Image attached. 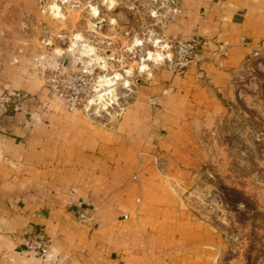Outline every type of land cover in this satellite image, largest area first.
<instances>
[{"label": "crops", "instance_id": "obj_1", "mask_svg": "<svg viewBox=\"0 0 264 264\" xmlns=\"http://www.w3.org/2000/svg\"><path fill=\"white\" fill-rule=\"evenodd\" d=\"M174 1L179 15L162 34L188 39L196 27L210 43L203 61L155 72L103 127L51 98L31 68L35 55L47 53L21 33L23 22L40 20L37 0H0V228L51 238L41 260L23 240L0 234V264H211L212 235L189 229L191 215L167 180L194 166L189 146L180 148L190 139L182 132L186 112L212 108L199 75L222 81L223 69L259 45L264 0ZM224 41L228 55L212 56ZM157 154L167 161L164 174ZM199 244L204 259L196 256Z\"/></svg>", "mask_w": 264, "mask_h": 264}, {"label": "rangeland", "instance_id": "obj_2", "mask_svg": "<svg viewBox=\"0 0 264 264\" xmlns=\"http://www.w3.org/2000/svg\"><path fill=\"white\" fill-rule=\"evenodd\" d=\"M37 6L40 20L23 22L21 33L38 40L46 47L47 55L52 50L59 52L74 34H79L76 37L89 38V44L96 46L99 55L115 52L119 59L112 62L115 68L125 64L127 72H132L128 88L121 83L116 85L118 105L114 106V113L132 104L140 85L147 84L155 72L169 69L164 64L152 66L154 63L148 60L146 73L138 72L140 57L146 51L148 59L154 54L160 57V51L153 49L160 39L166 38L162 33L168 23L178 17L177 1L37 0ZM193 35L199 37L196 27L189 37ZM36 56L30 65L42 80L36 70ZM222 75L223 80L219 82L199 75L197 82L212 96V108L205 112H186L190 122L182 132L187 130L190 139L180 148L189 146L188 154L194 166H181L188 172L175 174L167 182L179 202V209L191 215L189 229L197 236L207 230L209 233L205 235H212L210 245L215 248L208 258L211 264H264V36L241 60L223 69ZM114 113L111 114L114 116ZM26 116L38 117L33 112ZM113 116L87 117L94 124L109 127L115 120ZM157 155L154 164L164 174L167 161ZM177 217L180 224L181 213ZM3 233L8 231L0 228V234ZM37 233L8 234L13 241H18L24 235L34 237ZM47 237L48 253L51 238ZM202 246L197 245L198 259L207 257ZM35 253L41 260L47 256V253L45 256Z\"/></svg>", "mask_w": 264, "mask_h": 264}, {"label": "built area", "instance_id": "obj_3", "mask_svg": "<svg viewBox=\"0 0 264 264\" xmlns=\"http://www.w3.org/2000/svg\"><path fill=\"white\" fill-rule=\"evenodd\" d=\"M78 35L74 34L68 45L61 48L59 52L52 50L51 55L38 54L35 58L37 73L42 77L50 97L62 101L69 111L79 109L88 117L113 116L114 106L118 105L116 85L121 83L124 88H128L130 83L128 77L132 72H127L128 67L125 64L117 68L112 65V62L119 61L115 52L110 51L107 54L102 53L103 56L99 55L96 46L89 44V38L76 37ZM160 40L157 45H153V50L160 51L162 56L156 57L154 54L153 58L148 59L147 51L145 54L143 52L138 72L146 73L149 67L148 60L154 63L152 66L164 64L169 69L198 66L204 59L203 48L210 44L194 35L188 39L165 38ZM228 49L229 43L224 41L213 49L212 56H227ZM126 53L130 52L126 51ZM56 56L60 59L58 60ZM66 57L67 65L64 69L63 64ZM124 59L126 60L125 56ZM142 64L147 67L141 69ZM122 109L120 107L114 113L113 118ZM79 218L85 220L86 216L80 213ZM23 241L29 250L35 251L41 256L46 255L49 239L45 232L40 231L34 237L24 235Z\"/></svg>", "mask_w": 264, "mask_h": 264}, {"label": "water", "instance_id": "obj_4", "mask_svg": "<svg viewBox=\"0 0 264 264\" xmlns=\"http://www.w3.org/2000/svg\"><path fill=\"white\" fill-rule=\"evenodd\" d=\"M67 65V59L64 61L63 68L65 69Z\"/></svg>", "mask_w": 264, "mask_h": 264}, {"label": "bare ground", "instance_id": "obj_5", "mask_svg": "<svg viewBox=\"0 0 264 264\" xmlns=\"http://www.w3.org/2000/svg\"><path fill=\"white\" fill-rule=\"evenodd\" d=\"M158 56H161V54H160V55H158Z\"/></svg>", "mask_w": 264, "mask_h": 264}]
</instances>
